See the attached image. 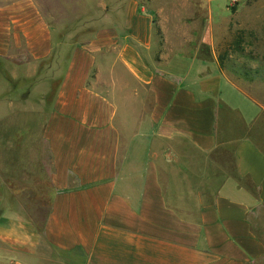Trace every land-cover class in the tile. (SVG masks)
Wrapping results in <instances>:
<instances>
[{
	"label": "crops",
	"instance_id": "crops-1",
	"mask_svg": "<svg viewBox=\"0 0 264 264\" xmlns=\"http://www.w3.org/2000/svg\"><path fill=\"white\" fill-rule=\"evenodd\" d=\"M161 12L71 43L0 0V264H264V105Z\"/></svg>",
	"mask_w": 264,
	"mask_h": 264
},
{
	"label": "rangeland",
	"instance_id": "rangeland-1",
	"mask_svg": "<svg viewBox=\"0 0 264 264\" xmlns=\"http://www.w3.org/2000/svg\"><path fill=\"white\" fill-rule=\"evenodd\" d=\"M34 1L59 38L71 43L87 41L105 22L122 19L130 5H137L152 18L153 8L162 10L154 21L164 22L175 52L218 60L228 78L264 105V0ZM19 57H13V64L0 61V70L8 67L12 71ZM2 77L17 85L9 75ZM39 189L47 212L48 183L41 182Z\"/></svg>",
	"mask_w": 264,
	"mask_h": 264
},
{
	"label": "trees",
	"instance_id": "trees-1",
	"mask_svg": "<svg viewBox=\"0 0 264 264\" xmlns=\"http://www.w3.org/2000/svg\"><path fill=\"white\" fill-rule=\"evenodd\" d=\"M220 61H221V59H220Z\"/></svg>",
	"mask_w": 264,
	"mask_h": 264
}]
</instances>
